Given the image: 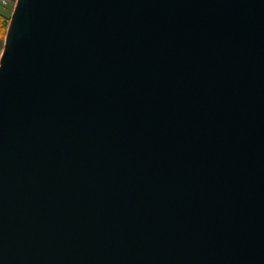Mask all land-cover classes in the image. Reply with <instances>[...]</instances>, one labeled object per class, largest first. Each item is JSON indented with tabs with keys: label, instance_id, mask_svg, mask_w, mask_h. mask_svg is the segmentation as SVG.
Here are the masks:
<instances>
[{
	"label": "water",
	"instance_id": "1",
	"mask_svg": "<svg viewBox=\"0 0 264 264\" xmlns=\"http://www.w3.org/2000/svg\"><path fill=\"white\" fill-rule=\"evenodd\" d=\"M0 264H264V0H17Z\"/></svg>",
	"mask_w": 264,
	"mask_h": 264
},
{
	"label": "trees",
	"instance_id": "2",
	"mask_svg": "<svg viewBox=\"0 0 264 264\" xmlns=\"http://www.w3.org/2000/svg\"><path fill=\"white\" fill-rule=\"evenodd\" d=\"M0 18H3L6 21V23L0 26V39L1 41H3L6 36V31H7L9 22L11 20V12L8 14L0 13Z\"/></svg>",
	"mask_w": 264,
	"mask_h": 264
},
{
	"label": "rangeland",
	"instance_id": "3",
	"mask_svg": "<svg viewBox=\"0 0 264 264\" xmlns=\"http://www.w3.org/2000/svg\"><path fill=\"white\" fill-rule=\"evenodd\" d=\"M15 2L17 1V0H14ZM14 1L13 2H10V5L9 6H5V5H3V3H2V0H0V12L1 13H9L11 10H13L14 9ZM12 15V14H11ZM10 23V22H9ZM9 26V25H8ZM6 33H7V31H6ZM1 41H0V56H1V54H2V48H3V46L1 45Z\"/></svg>",
	"mask_w": 264,
	"mask_h": 264
},
{
	"label": "crops",
	"instance_id": "4",
	"mask_svg": "<svg viewBox=\"0 0 264 264\" xmlns=\"http://www.w3.org/2000/svg\"><path fill=\"white\" fill-rule=\"evenodd\" d=\"M5 1H6V3H5ZM14 0H2V3H3V5H5V6H9L10 5V2H13ZM16 4V2L14 1V5ZM15 7V6H14ZM11 12V14H12V12H13V10H11L10 11ZM9 12V13H10ZM1 13V12H0ZM3 14H6V13H3ZM8 14V13H7ZM0 41H1V39H0ZM2 43H1V45L3 46V48L2 49H4V43H5V40H3V41H1ZM3 51V50H2Z\"/></svg>",
	"mask_w": 264,
	"mask_h": 264
},
{
	"label": "snow or ice",
	"instance_id": "5",
	"mask_svg": "<svg viewBox=\"0 0 264 264\" xmlns=\"http://www.w3.org/2000/svg\"><path fill=\"white\" fill-rule=\"evenodd\" d=\"M4 23H6V21L3 18H0V26H2ZM6 59V56H5Z\"/></svg>",
	"mask_w": 264,
	"mask_h": 264
}]
</instances>
